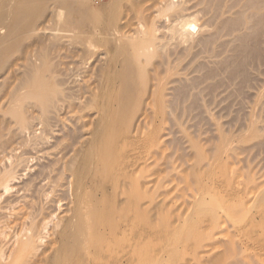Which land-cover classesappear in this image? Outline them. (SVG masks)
Returning a JSON list of instances; mask_svg holds the SVG:
<instances>
[{
	"label": "rangeland",
	"instance_id": "rangeland-1",
	"mask_svg": "<svg viewBox=\"0 0 264 264\" xmlns=\"http://www.w3.org/2000/svg\"><path fill=\"white\" fill-rule=\"evenodd\" d=\"M19 2L0 0V264H264V0H79L12 32Z\"/></svg>",
	"mask_w": 264,
	"mask_h": 264
},
{
	"label": "bare ground",
	"instance_id": "bare-ground-1",
	"mask_svg": "<svg viewBox=\"0 0 264 264\" xmlns=\"http://www.w3.org/2000/svg\"><path fill=\"white\" fill-rule=\"evenodd\" d=\"M20 5H19V10L17 12H15V17H14V24H13V28H12V32L15 31L16 29H19V28H30V29H33V26H34V23L32 21V17H34L35 15L43 12V11H47L49 9H52V12L53 14L59 18H62L64 19L67 23V24H70V23H74L78 18L75 17L76 15L79 14V0H20ZM168 5V8L170 9H173V15H172V18L170 20V23H169V31L172 33V39L173 38H177V40L181 39L182 41L183 40H187L189 37H191V34H192V31L195 30L196 26H197V20L196 18H193L189 13L186 12V7H182V6H175L173 4V2H168L167 3ZM190 9V8H189ZM10 14V13H9ZM195 14V13H194ZM193 14V15H194ZM1 16L5 17V13L4 12H1ZM195 17V16H194ZM155 24V23H154ZM153 24V25H154ZM33 25V26H32ZM155 26V25H154ZM148 27H149V24H148ZM152 25L150 27V30L152 29ZM167 28V29H168ZM67 28H65V30H67ZM149 29V28H148ZM154 29V27H153ZM153 29L151 31H153ZM56 30H62L61 28H56ZM149 31L145 32V33H148ZM155 32V31H154ZM151 34V32H149ZM153 33V32H152ZM148 34L147 36L149 37ZM156 34V33H155ZM155 34H154V37L155 39H158V36L157 38L155 37ZM153 34H151V37H152ZM146 34L144 35V37L146 38H140L138 39L137 41L134 42V45H132V47L134 46L139 52L141 50V52L143 53L146 49L149 48L150 45H154L153 44V41L155 39L153 38H147ZM7 37V36H6ZM58 37V36H57ZM54 38V37H53ZM58 38H60L62 40V36H59ZM170 38V37H169ZM57 39V38H56ZM59 40V39H58ZM153 40V41H152ZM171 40V39H170ZM176 40V41H177ZM169 41V40H168ZM184 41V42H185ZM55 42V41H54ZM152 42V44H151ZM155 43V41H154ZM164 43V42H163ZM4 44L8 45L9 42L7 40L4 39ZM164 46V44H163ZM133 47V48H134ZM123 49V48H122ZM142 49L144 51H142ZM147 51V50H146ZM145 51V52H146ZM137 52V51H136ZM128 57V56H127ZM130 58V57H129ZM128 60V59H127ZM132 60V59H130ZM127 62V61H126ZM129 65V64H128ZM130 65H132V63H130ZM31 69V68H30ZM31 72V70H30ZM30 75V74H29ZM32 76V75H30ZM127 81V80H126ZM128 82V81H127ZM126 83V82H125ZM126 86V84H124ZM46 89H48L49 91L51 89H53L52 86H49L47 85L45 87ZM123 88V87H122ZM128 88V87H126ZM33 89V88H32ZM35 89V88H34ZM123 91V90H122ZM52 93V91H50ZM51 99V98H50ZM10 175V174H9ZM74 221V220H73ZM69 226V225H68ZM73 226V225H72ZM67 227V225H66ZM71 227V225H70ZM65 229V228H64ZM70 229V228H69ZM74 231V230H73ZM29 240L30 238H32V236L28 237ZM28 238L27 239V244H28ZM23 241V240H22ZM26 240L24 239V241L22 243H24ZM66 241V240H65ZM30 243V241H29ZM32 243V242H31ZM25 244V243H24ZM22 244L21 245V248L24 249V247L22 246H27V244ZM33 245V243H32ZM30 245V246H32ZM63 245V244H62ZM22 249V250H23ZM25 250V249H24ZM60 251V250H59ZM1 255L3 257V252H1ZM3 253V254H2ZM55 254V253H54ZM0 255V257H1ZM5 255V254H4ZM55 256V255H54ZM56 262V261H54ZM53 262V263H54ZM60 262V261H59ZM57 264V263H56Z\"/></svg>",
	"mask_w": 264,
	"mask_h": 264
}]
</instances>
